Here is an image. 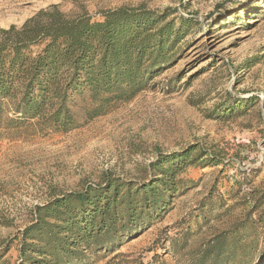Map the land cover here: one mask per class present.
<instances>
[{"label": "rangeland", "instance_id": "374dc122", "mask_svg": "<svg viewBox=\"0 0 264 264\" xmlns=\"http://www.w3.org/2000/svg\"><path fill=\"white\" fill-rule=\"evenodd\" d=\"M56 4L94 20L173 8L170 20L192 26L155 88L129 103L70 132L0 133V264L20 263L36 207L107 178L148 183L160 155L186 151L204 156L177 177L165 215L95 264H264V0H0V27Z\"/></svg>", "mask_w": 264, "mask_h": 264}, {"label": "trees", "instance_id": "16d2710c", "mask_svg": "<svg viewBox=\"0 0 264 264\" xmlns=\"http://www.w3.org/2000/svg\"><path fill=\"white\" fill-rule=\"evenodd\" d=\"M174 11L121 7L94 20L56 4L20 27H0V133L30 125L70 132L154 89L192 26L170 20ZM189 153L160 155L148 183L107 178L36 207L19 264H95L115 254L168 211L181 189L177 177L204 156Z\"/></svg>", "mask_w": 264, "mask_h": 264}]
</instances>
